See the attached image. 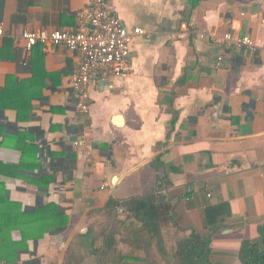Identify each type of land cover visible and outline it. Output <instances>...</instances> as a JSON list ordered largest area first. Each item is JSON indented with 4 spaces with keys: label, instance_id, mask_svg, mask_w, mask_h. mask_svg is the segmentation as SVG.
<instances>
[{
    "label": "crops",
    "instance_id": "obj_1",
    "mask_svg": "<svg viewBox=\"0 0 264 264\" xmlns=\"http://www.w3.org/2000/svg\"><path fill=\"white\" fill-rule=\"evenodd\" d=\"M105 1L146 34L133 40L130 71L93 85L81 111L78 55L28 53L20 37L76 29L92 0H0V91L13 96L0 108V211L53 205L68 220L14 264H63L78 235L107 223L111 201L152 194L172 205L185 235H210L206 211L222 207L214 264H241L243 241L264 225V51L223 37L264 45V0ZM185 23L192 33L179 39Z\"/></svg>",
    "mask_w": 264,
    "mask_h": 264
},
{
    "label": "trees",
    "instance_id": "obj_2",
    "mask_svg": "<svg viewBox=\"0 0 264 264\" xmlns=\"http://www.w3.org/2000/svg\"><path fill=\"white\" fill-rule=\"evenodd\" d=\"M11 92L9 87L0 91V108L9 106L5 104L13 99ZM159 200L152 194L126 202L111 201L107 223L92 225L87 233L78 235L69 245L63 264H89V260L93 264H214L212 234L220 230L222 207L206 211L204 227L210 235H185L175 223L172 205ZM20 207L15 204L13 209L0 211V263H16L18 253L27 250L29 241L67 228V217L53 205L33 213L21 212ZM120 209L126 213L125 219H120ZM129 220L137 224L127 225ZM14 231L21 233L20 242L13 240ZM239 260L241 264H264V225L259 227L258 238L243 241Z\"/></svg>",
    "mask_w": 264,
    "mask_h": 264
},
{
    "label": "built area",
    "instance_id": "obj_3",
    "mask_svg": "<svg viewBox=\"0 0 264 264\" xmlns=\"http://www.w3.org/2000/svg\"><path fill=\"white\" fill-rule=\"evenodd\" d=\"M190 33L192 28L185 23L178 37L185 39ZM144 34V29L130 28L124 20L110 12L105 0H92L90 8L79 14L76 29L39 33L24 31L20 38L28 53L43 45L50 50L65 47L78 55L79 65L73 74L72 88L76 93L77 108L87 111L92 86L99 81L111 82L116 76L127 74L133 40ZM5 35L4 24H1L0 46ZM223 41L252 52L264 51V45L256 44L248 36L235 37L229 33ZM119 213H124V210L120 209Z\"/></svg>",
    "mask_w": 264,
    "mask_h": 264
},
{
    "label": "rangeland",
    "instance_id": "obj_4",
    "mask_svg": "<svg viewBox=\"0 0 264 264\" xmlns=\"http://www.w3.org/2000/svg\"><path fill=\"white\" fill-rule=\"evenodd\" d=\"M122 248H123V249H126L127 247L122 246ZM126 251H127V250H126ZM91 263L93 264V262H92L91 260H89V264H91Z\"/></svg>",
    "mask_w": 264,
    "mask_h": 264
}]
</instances>
